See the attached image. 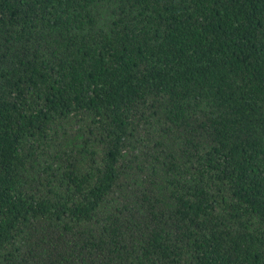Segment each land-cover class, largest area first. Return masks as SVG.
Instances as JSON below:
<instances>
[{"label":"trees","instance_id":"trees-1","mask_svg":"<svg viewBox=\"0 0 264 264\" xmlns=\"http://www.w3.org/2000/svg\"><path fill=\"white\" fill-rule=\"evenodd\" d=\"M0 264H264V0H0Z\"/></svg>","mask_w":264,"mask_h":264}]
</instances>
